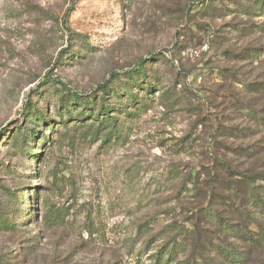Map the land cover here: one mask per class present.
Segmentation results:
<instances>
[{
	"label": "rangeland",
	"instance_id": "rangeland-1",
	"mask_svg": "<svg viewBox=\"0 0 264 264\" xmlns=\"http://www.w3.org/2000/svg\"><path fill=\"white\" fill-rule=\"evenodd\" d=\"M102 84L109 107L127 86L147 104L110 108L113 130L74 127L94 102L97 113ZM87 118L77 123L99 121ZM261 122L264 13L253 0H0V205L15 223L0 230V255L193 264L200 241L264 264L261 202L248 215L226 203L231 171L259 178L246 199L264 189Z\"/></svg>",
	"mask_w": 264,
	"mask_h": 264
},
{
	"label": "trees",
	"instance_id": "trees-1",
	"mask_svg": "<svg viewBox=\"0 0 264 264\" xmlns=\"http://www.w3.org/2000/svg\"><path fill=\"white\" fill-rule=\"evenodd\" d=\"M253 1L255 2V5L258 6V9L264 13V0H253ZM133 81L136 82L135 80ZM100 87L102 88V94H103L100 100H103L104 102H102V104L97 108V113H94L95 111H93V109L95 110L96 103L95 102L93 104L90 103L91 105L89 109L85 111V113L80 112L78 116L72 117L73 122H74V127H78L80 129L87 128V131H86L87 133L90 132L91 130L98 132L102 128H105V127H108L110 128V130H113V128L117 127V119L115 117H109L105 119V115H108V110L110 108H115V109L121 110L123 113H128L129 108H134V110H139L140 108H144L147 104L146 99L144 98L143 100L140 99L137 96V94L135 92H132L131 89H128V86H127L123 94H121L120 92L117 93V91H115L116 97L119 100L117 104L110 105L111 107H109V105H105V101H106L105 96L110 94L109 93L110 87L107 84H102L100 85ZM147 93L148 94L151 93L150 87L147 88ZM117 94H121V95H117ZM31 107H34V105L32 104ZM248 110L250 114L253 116L257 114V112L251 111V109H248ZM30 112H32L31 109H30ZM35 114L37 116H44L42 112H35ZM71 115L72 114L70 113L69 117ZM100 116H103L102 117L103 119H101ZM87 117H91L90 119H93L94 121H98V120L99 121L98 123L93 122L91 124H84V125L82 124L79 125L77 123V122L88 123L87 121L89 118ZM63 122H65L66 124L67 121H63ZM260 124L264 125V122H261ZM20 138L21 139L23 138V143H24V140H26V135H24V133L18 130V132L13 134V142L16 144V146H21L22 141L21 143L19 142ZM23 152L25 153L26 150L23 149ZM231 173H237V175L239 176L236 179H233V182L231 181L230 183L226 184V186L229 188L228 190H230V193L232 194L231 197L229 196L231 198L230 199L231 201L226 202L227 204H229L231 211L248 215L250 211V205L252 204L251 202H261V204L258 205L259 208L257 206V209L264 216V202H263V199L261 198L262 196L264 198L263 187L261 188V185L255 184L251 186V192H252V195H250L251 197L249 196L246 199V197L244 196L246 195V192L248 191V188L250 187V180H258L259 178L256 175H248L240 171H237V172L231 171ZM14 197L16 198V196ZM238 198H240L238 200L240 201V203L236 205L235 201H237ZM4 214L5 212L3 210V207L0 205V230L6 227L13 229L15 226V223L10 222L9 219L6 218ZM216 222L219 227L220 226L223 227L222 226L223 224L222 216L219 215V220ZM253 222L255 223L256 221L253 220ZM227 224L228 225L226 224L225 225L226 227H229V232L231 234H235L237 236H240L241 234V236H244L243 240L248 241L251 246H253L254 244V246L258 247V239L260 237L255 236V234L252 233L251 230L247 228V225L240 226L239 223H236V222L235 223L228 222ZM227 230L228 229H226V231ZM240 232H243V234ZM195 245H196L195 252H196V255L198 254V257L194 256L196 259H195V262L193 261V264H244V261H246V258H247L245 257V254H244L246 253V250H238V249L230 250L228 248H225L219 245H212L213 248H211L210 247L211 243L206 245V244L200 243V241H196ZM177 246L179 245H172L168 248L170 257H173L176 254L175 251H176ZM165 249L166 248H164V250ZM210 253L213 255H211ZM8 262H11V261L4 260V258L0 255V264H10Z\"/></svg>",
	"mask_w": 264,
	"mask_h": 264
},
{
	"label": "built area",
	"instance_id": "built-area-1",
	"mask_svg": "<svg viewBox=\"0 0 264 264\" xmlns=\"http://www.w3.org/2000/svg\"><path fill=\"white\" fill-rule=\"evenodd\" d=\"M204 47H207V45H204Z\"/></svg>",
	"mask_w": 264,
	"mask_h": 264
}]
</instances>
